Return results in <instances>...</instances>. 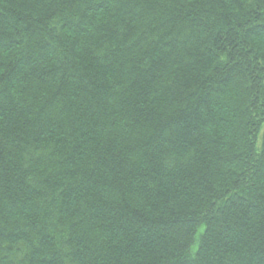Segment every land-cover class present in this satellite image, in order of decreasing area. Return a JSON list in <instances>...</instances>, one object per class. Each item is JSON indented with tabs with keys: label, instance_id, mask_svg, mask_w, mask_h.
Listing matches in <instances>:
<instances>
[{
	"label": "trees",
	"instance_id": "16d2710c",
	"mask_svg": "<svg viewBox=\"0 0 264 264\" xmlns=\"http://www.w3.org/2000/svg\"><path fill=\"white\" fill-rule=\"evenodd\" d=\"M0 264H264V0H0Z\"/></svg>",
	"mask_w": 264,
	"mask_h": 264
}]
</instances>
